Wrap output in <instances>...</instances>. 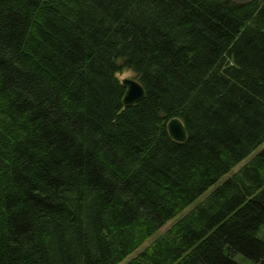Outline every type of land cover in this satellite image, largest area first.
Wrapping results in <instances>:
<instances>
[{
  "label": "trees",
  "instance_id": "trees-1",
  "mask_svg": "<svg viewBox=\"0 0 264 264\" xmlns=\"http://www.w3.org/2000/svg\"><path fill=\"white\" fill-rule=\"evenodd\" d=\"M263 143L264 0H0V264H264Z\"/></svg>",
  "mask_w": 264,
  "mask_h": 264
},
{
  "label": "water",
  "instance_id": "water-1",
  "mask_svg": "<svg viewBox=\"0 0 264 264\" xmlns=\"http://www.w3.org/2000/svg\"><path fill=\"white\" fill-rule=\"evenodd\" d=\"M246 2L250 0H236ZM122 82L126 84L127 88L123 97L124 104H132L141 99L145 94V89L142 83L134 77H125ZM168 131L173 138L177 140H184L187 137V129L183 120L177 116L172 117L168 121Z\"/></svg>",
  "mask_w": 264,
  "mask_h": 264
},
{
  "label": "rangeland",
  "instance_id": "rangeland-1",
  "mask_svg": "<svg viewBox=\"0 0 264 264\" xmlns=\"http://www.w3.org/2000/svg\"><path fill=\"white\" fill-rule=\"evenodd\" d=\"M118 76H119V78H120L121 80H122L123 78H125V77H134V78H136V77H135V73H134V71L131 70V69H125L124 71L119 72V73H118ZM263 144H264V143H263ZM263 144H262V145H263ZM237 167H238V166H237ZM237 167H236V168H237ZM225 177H226V175H225V176H222V177H221V181H222ZM205 194H206V193H204V194L201 195L199 198H197V199L192 203L191 206H193L194 204H196L197 202H199L200 199H201ZM173 221H174V220H171V221H169L167 224H165V225L161 228V231H163V230H165L166 228H168L169 225H170ZM258 235H259L260 237L264 238V225L260 228V230H259V232H258ZM143 246H144V244H143ZM143 246H141V248H142ZM234 257H235V259L239 260V261L242 262V263H246V262L248 261V259H247L242 253H236V254L234 255Z\"/></svg>",
  "mask_w": 264,
  "mask_h": 264
}]
</instances>
